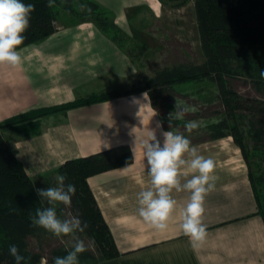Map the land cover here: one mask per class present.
Wrapping results in <instances>:
<instances>
[{
  "label": "crops",
  "instance_id": "1",
  "mask_svg": "<svg viewBox=\"0 0 264 264\" xmlns=\"http://www.w3.org/2000/svg\"><path fill=\"white\" fill-rule=\"evenodd\" d=\"M93 1L111 10L115 24L129 36L145 19L161 17L158 11L163 10L161 0ZM57 24L51 36L18 49L20 68L0 66V125L34 109L128 90L137 77V65L126 48L95 21L62 8ZM169 130L146 92L49 115L35 134L1 128L34 180L55 181L56 170L68 159L111 147L133 151L132 164L89 178L122 255L88 264H264V218L258 213L248 166L232 137L191 143L199 155L214 160L217 177L204 200L207 237L202 245L193 247L180 227L187 191L171 193L177 205L166 231L149 227L138 215V193L151 187L142 144L153 133L163 143L161 132Z\"/></svg>",
  "mask_w": 264,
  "mask_h": 264
},
{
  "label": "trees",
  "instance_id": "2",
  "mask_svg": "<svg viewBox=\"0 0 264 264\" xmlns=\"http://www.w3.org/2000/svg\"><path fill=\"white\" fill-rule=\"evenodd\" d=\"M164 3V0H161ZM201 48L202 63L186 62L165 66L154 71L139 89L114 90L95 94L62 105L34 109L16 115L0 125V264H15L9 254L16 245L26 264H40L43 256L31 249L30 238L41 239L42 228L33 227L35 209L46 207L36 195V188L55 186L52 177L32 179L18 159L15 150L5 139L1 128L10 127L26 134H35L43 118L59 112L136 92H146L153 105L173 99L176 87L189 83L211 82L217 87L220 102L218 120L208 124L209 139L232 137L248 166V175L257 201L258 213L264 218V0H193ZM33 4L24 44L19 49L40 42L54 34L61 9L95 21L99 27L121 46L129 44L126 34L109 17L108 12L93 0H23ZM85 5L79 10L77 5ZM247 77L260 96H245L236 90L231 80ZM134 153L130 148L111 147L86 157L68 159L56 170L66 176L65 183L75 185L72 206L66 211L79 213L88 227L81 237L92 240L95 251L79 256V264L95 263L122 255L113 233L106 222L89 178L110 170L130 165ZM65 211L63 206L58 213ZM70 248L51 251L49 264L56 256H63ZM25 264V262H22Z\"/></svg>",
  "mask_w": 264,
  "mask_h": 264
},
{
  "label": "clouds",
  "instance_id": "3",
  "mask_svg": "<svg viewBox=\"0 0 264 264\" xmlns=\"http://www.w3.org/2000/svg\"><path fill=\"white\" fill-rule=\"evenodd\" d=\"M52 4L53 0H49L48 6ZM34 11L35 6L25 4L23 0H0V66L15 69L22 66L23 58L18 49L24 44V34ZM261 76L264 77V71ZM197 111L196 105L175 98L174 110L168 116L171 130L161 132L163 143L153 133L150 140L142 144L151 187L138 193V215L149 227L160 232L168 229L177 205L171 195L173 190L190 193L189 201L181 211L180 227L193 247L202 245L207 237L206 225L202 222L203 205L206 195L215 189V162L210 157L199 155L190 139L174 130L171 122L184 120L187 114ZM157 126L162 127V124L158 122ZM205 126L203 119L187 120L184 124L188 133ZM182 177L186 178L183 184ZM65 181L66 176L59 174L55 177V186L35 189L39 200L47 206L35 209L31 224L56 238H70V250L63 256L54 257L52 264H79L80 254L88 251L89 245L78 233H84L88 225L80 219L79 213L74 215L66 211L72 206L76 187ZM60 206L65 211L58 213ZM9 254L15 264H26L27 258L20 254L16 245H10Z\"/></svg>",
  "mask_w": 264,
  "mask_h": 264
},
{
  "label": "rangeland",
  "instance_id": "4",
  "mask_svg": "<svg viewBox=\"0 0 264 264\" xmlns=\"http://www.w3.org/2000/svg\"><path fill=\"white\" fill-rule=\"evenodd\" d=\"M77 8L82 9L79 5ZM103 9L108 12L111 21H114V13ZM162 9V12L158 11L161 17L145 19L148 21L131 30L128 41L130 43L124 45L138 69L137 77L131 80L128 90L141 88L157 69L186 62L202 63L205 60L197 28L194 1L164 0ZM137 18L138 15L132 19L136 21ZM231 83L245 96H260L247 77L233 79ZM176 89L172 100L156 107L160 116L169 126L168 116L174 110L175 98L184 100L190 105H196L198 107L196 113L187 114L184 120L171 122L173 129L187 136L191 143L210 140L206 126L218 120L219 117L213 114V111L220 107L217 87L211 82L204 81L180 85ZM199 119H203L206 126L188 133L184 127L185 122ZM80 238L89 245L88 250L96 252L92 240L81 236ZM30 245L34 252L42 254L43 259L40 264H49L51 251L59 247L70 248V238H56L48 233L41 239L31 238Z\"/></svg>",
  "mask_w": 264,
  "mask_h": 264
}]
</instances>
